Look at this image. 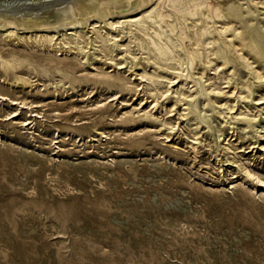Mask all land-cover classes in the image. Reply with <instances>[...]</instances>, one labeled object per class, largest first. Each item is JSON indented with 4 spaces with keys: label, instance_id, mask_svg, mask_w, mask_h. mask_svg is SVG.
Masks as SVG:
<instances>
[{
    "label": "rangeland",
    "instance_id": "374dc122",
    "mask_svg": "<svg viewBox=\"0 0 264 264\" xmlns=\"http://www.w3.org/2000/svg\"><path fill=\"white\" fill-rule=\"evenodd\" d=\"M213 1L0 26V264H264V0Z\"/></svg>",
    "mask_w": 264,
    "mask_h": 264
},
{
    "label": "bare ground",
    "instance_id": "6f19581e",
    "mask_svg": "<svg viewBox=\"0 0 264 264\" xmlns=\"http://www.w3.org/2000/svg\"><path fill=\"white\" fill-rule=\"evenodd\" d=\"M50 1L51 0H37V1L34 0V2H27L25 6H21V5L16 4V3H5V4L0 3V26H5V25L11 26L12 25V26L18 28L21 25H23L24 27L29 26L32 28L48 29L50 27H57L59 25L67 24L66 23L67 18H71L73 20L72 23H75V24L79 23L80 21L87 22V23L89 21L92 23L93 20H96V18L99 17V14H101V13H103L105 15L113 14V13L119 11L116 9V7L119 5V3L130 2V0H63V2L61 4L51 6ZM214 1H213V3H214ZM217 1H220V0H217ZM132 3H131V5H132ZM209 3H211V2L209 1ZM228 5H229V3H228ZM112 7H114L116 10H113ZM129 7H131V6H129ZM244 10L246 13L248 8H247V10L246 9H244ZM247 12H249V10ZM248 14L249 13H247L246 15H248ZM112 25H113V23H112ZM94 26H96V25H94ZM71 27L72 26H70L69 28H71ZM16 30H18V29H16ZM11 31L14 32L13 30H11ZM59 33H60V31H59ZM14 36H13V39H15V38L17 39V37H14ZM17 41H20V40H17ZM197 91H198V89H197ZM151 103H153V102H151Z\"/></svg>",
    "mask_w": 264,
    "mask_h": 264
},
{
    "label": "water",
    "instance_id": "95a60500",
    "mask_svg": "<svg viewBox=\"0 0 264 264\" xmlns=\"http://www.w3.org/2000/svg\"><path fill=\"white\" fill-rule=\"evenodd\" d=\"M37 1V0H35ZM27 2H34V0H0V3L5 4V3H16L21 6H25ZM63 2V0H51L50 5H59Z\"/></svg>",
    "mask_w": 264,
    "mask_h": 264
}]
</instances>
